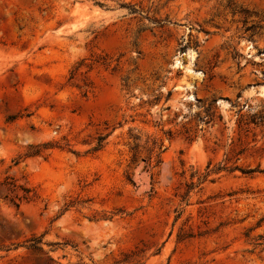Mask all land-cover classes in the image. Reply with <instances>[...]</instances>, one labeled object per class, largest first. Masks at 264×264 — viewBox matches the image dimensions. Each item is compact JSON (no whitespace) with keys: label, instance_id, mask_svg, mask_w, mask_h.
I'll list each match as a JSON object with an SVG mask.
<instances>
[{"label":"rangeland","instance_id":"374dc122","mask_svg":"<svg viewBox=\"0 0 264 264\" xmlns=\"http://www.w3.org/2000/svg\"><path fill=\"white\" fill-rule=\"evenodd\" d=\"M0 264H264V0H0Z\"/></svg>","mask_w":264,"mask_h":264},{"label":"trees","instance_id":"16d2710c","mask_svg":"<svg viewBox=\"0 0 264 264\" xmlns=\"http://www.w3.org/2000/svg\"><path fill=\"white\" fill-rule=\"evenodd\" d=\"M100 147H101V144H99L97 148H100ZM38 152H39V150L36 151L35 154L38 153ZM28 155H32V154H28ZM32 241H33V242L30 244L31 247H33V248H40V247L38 246V245H39V241H40L39 239L34 238V239H32Z\"/></svg>","mask_w":264,"mask_h":264}]
</instances>
